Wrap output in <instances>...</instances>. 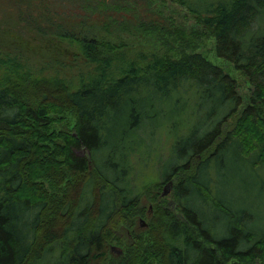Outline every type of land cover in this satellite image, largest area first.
<instances>
[{
  "label": "trees",
  "instance_id": "16d2710c",
  "mask_svg": "<svg viewBox=\"0 0 264 264\" xmlns=\"http://www.w3.org/2000/svg\"><path fill=\"white\" fill-rule=\"evenodd\" d=\"M95 2L70 21L0 0V264H264V0ZM6 22L83 63L39 66ZM94 23L161 50L133 56Z\"/></svg>",
  "mask_w": 264,
  "mask_h": 264
},
{
  "label": "rangeland",
  "instance_id": "374dc122",
  "mask_svg": "<svg viewBox=\"0 0 264 264\" xmlns=\"http://www.w3.org/2000/svg\"><path fill=\"white\" fill-rule=\"evenodd\" d=\"M116 4H121L120 0H113ZM31 2H33L34 6H31L32 9L34 10V12H36V8L42 7L41 9H45V5H49L50 9L52 11H54L55 13H58V15H65L68 19H70V21H80L82 20V18H84V16L81 14V10L82 7L85 6L87 7L88 5H92L93 9L97 11L96 6L97 3L95 2V0H31ZM45 4V5H44ZM38 5V6H37ZM48 7V6H47ZM160 7V3H156V8ZM27 7L22 6L21 9H25L26 10ZM154 8V9H156ZM152 9V10H154ZM46 10H48L46 8ZM87 10L89 12H92V9H88ZM85 10V11H87ZM76 13L77 17H75L73 14ZM93 13V12H92ZM97 13V12H96ZM145 13H150L151 11H146ZM156 13V11H153V16L154 19H160V15L154 14ZM2 13H0V18H1ZM99 14H94L93 17L89 20H97L103 23V20H101L102 18H100L99 16H97ZM146 17V16H145ZM147 18V17H146ZM163 21H165L163 19ZM8 30L12 31L13 34H15L16 36H19V38H21L22 42H26L29 43L31 45H29V50H31L34 53V56L37 57L38 60V65L39 66H43L44 68L47 67L46 69L51 68L50 65H48L47 63L50 62L51 58H47L45 57V51H52L54 52L53 57L55 56H60V54H62L60 57V63L61 64H69L70 61L74 62V60L76 62H79V64H82V57H74V53L71 52L70 50H67V48H65L64 46H61L62 49L60 50H55V46L51 43V33L47 32L43 35H39V38L36 37V33L33 31L34 24L32 25H27L29 26V28L27 27H23L21 28V26H14L13 24H11V22H6ZM23 23V22H21ZM23 25V24H22ZM93 26H96L98 28V37L104 41H108L112 44H120V43H126L127 46V50L130 51L131 54L136 55V53L141 52L144 54H148L149 52L152 51H160L161 50V46L159 44H156L155 40L151 37H146L144 34L142 33H138V31H132L131 33H127L124 32L118 28H114L112 26L108 27V29L106 30V32L104 31V28H101L102 25L100 23H94ZM54 46V47H53ZM212 47H213V43L212 41H206L205 42V46L203 47V49H201V52L206 53L210 58H214L213 57V52H212ZM27 48V47H26ZM52 49V50H51ZM62 52V53H61ZM52 57V58H53ZM52 60V59H51ZM52 63V62H51ZM59 63V64H60ZM61 66V65H60ZM227 67L230 68V66L225 65ZM66 68V66H65ZM67 69V68H66ZM237 75L238 79L241 80V75L237 74L236 72L234 73ZM249 87V84L246 83V81L243 83L242 91L243 92H247V89ZM68 120L72 121L71 117L67 118ZM157 181V177L154 176L153 173L148 172L145 184H150V190L149 192L154 195V194H159L161 195L162 192L164 191V186H162L161 188L158 187L157 189L154 187L155 182ZM45 183L47 184L48 182L45 181ZM147 189H143V193L142 196L140 198V203L142 205H145L146 207H150V209L152 208L151 206V201L149 200L151 196H149ZM169 199V198H168ZM152 215H149L146 212L145 217L142 216H137L135 219V229L136 230H143V229H148V223L151 219ZM143 220L145 221V225L143 224ZM112 246H119L122 248V246L114 243L110 245V252L113 254V256L118 257L119 254L121 253H116L115 251L112 250ZM123 249V248H122ZM124 251V250H123Z\"/></svg>",
  "mask_w": 264,
  "mask_h": 264
},
{
  "label": "water",
  "instance_id": "95a60500",
  "mask_svg": "<svg viewBox=\"0 0 264 264\" xmlns=\"http://www.w3.org/2000/svg\"><path fill=\"white\" fill-rule=\"evenodd\" d=\"M174 186L173 181H169L165 186H164V191L162 192V196H167L170 194ZM170 204L175 208V201L174 199L170 200ZM143 224L145 225V221L143 220ZM112 250L115 251L116 253H122L123 249L119 246H112ZM259 264V263H257Z\"/></svg>",
  "mask_w": 264,
  "mask_h": 264
},
{
  "label": "flooded vegetation",
  "instance_id": "af4514ba",
  "mask_svg": "<svg viewBox=\"0 0 264 264\" xmlns=\"http://www.w3.org/2000/svg\"><path fill=\"white\" fill-rule=\"evenodd\" d=\"M173 188H174V186H173ZM173 194H174V193H173V189H172V191L170 192V194L167 195V197L170 198V199H168V201H167L169 204H170V200L173 199ZM172 207H173V206H172ZM173 208H174V207H173Z\"/></svg>",
  "mask_w": 264,
  "mask_h": 264
}]
</instances>
